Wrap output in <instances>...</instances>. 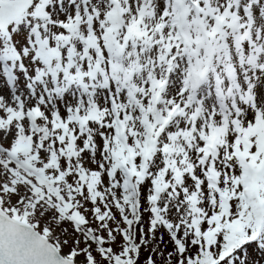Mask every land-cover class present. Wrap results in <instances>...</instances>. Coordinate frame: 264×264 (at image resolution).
Masks as SVG:
<instances>
[{"label": "snow or ice", "instance_id": "snow-or-ice-1", "mask_svg": "<svg viewBox=\"0 0 264 264\" xmlns=\"http://www.w3.org/2000/svg\"><path fill=\"white\" fill-rule=\"evenodd\" d=\"M0 264H264V0H0Z\"/></svg>", "mask_w": 264, "mask_h": 264}]
</instances>
